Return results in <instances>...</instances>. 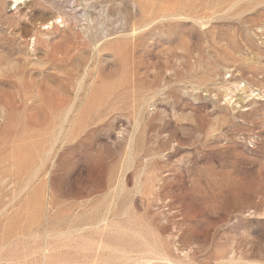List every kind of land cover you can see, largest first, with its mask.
<instances>
[{
    "label": "rangeland",
    "instance_id": "rangeland-1",
    "mask_svg": "<svg viewBox=\"0 0 264 264\" xmlns=\"http://www.w3.org/2000/svg\"><path fill=\"white\" fill-rule=\"evenodd\" d=\"M17 4L0 264H264V0Z\"/></svg>",
    "mask_w": 264,
    "mask_h": 264
},
{
    "label": "bare ground",
    "instance_id": "bare-ground-1",
    "mask_svg": "<svg viewBox=\"0 0 264 264\" xmlns=\"http://www.w3.org/2000/svg\"><path fill=\"white\" fill-rule=\"evenodd\" d=\"M27 1H29V0H12V4L13 5H15L16 3H18L17 5H16V7H14V9H17V8H19L20 6L19 5H25L26 3H27ZM31 1V0H30ZM33 1V0H32ZM36 1H38V2H41V3H43V2H45L46 0H36ZM12 10V9H11ZM83 17H86V15L83 13ZM85 21H87V28H90V26H91V22H90V19L88 20V18L86 19L85 18ZM51 24H53V22L52 23H49V25H51ZM48 25V26H49ZM106 36V34H102L101 35V37H105Z\"/></svg>",
    "mask_w": 264,
    "mask_h": 264
}]
</instances>
